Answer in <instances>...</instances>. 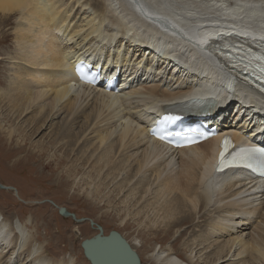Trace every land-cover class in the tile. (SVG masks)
I'll return each mask as SVG.
<instances>
[{"label": "bare ground", "instance_id": "6f19581e", "mask_svg": "<svg viewBox=\"0 0 264 264\" xmlns=\"http://www.w3.org/2000/svg\"><path fill=\"white\" fill-rule=\"evenodd\" d=\"M11 18L18 22L0 37L1 43L14 44L11 72L7 80L0 75V112L9 124L23 121L13 129H5L0 121L5 151L9 147L18 155L33 136L42 135L35 153L39 159L49 149L60 152L43 168L54 165L58 170L70 162L79 144L64 176L75 180L76 169L86 168L90 200L95 197L107 207L103 215L110 216L112 206L121 227L132 224L157 242L158 251L153 244L144 258L150 264H222L239 257L234 264H264V182L242 171L211 170L218 139L173 151L149 135L170 104L187 97L209 98L214 104L204 113L192 112L191 123L203 122L219 133L264 146V107L258 106H264V100L220 74L196 43L218 29L262 34L264 0H0V29ZM179 22L191 24L184 28L189 39L169 28ZM85 46L95 53H84ZM82 62L99 72L96 81L100 79L102 92L78 80L74 70ZM142 66L146 71L158 66L154 81H149L150 70L135 76ZM169 68L173 71L166 77ZM110 81H121L118 91L106 90ZM217 91L219 96H210ZM35 153L27 149L22 159ZM5 218L0 213V264H11L15 255L19 264H75L72 258L52 260L50 243H34L41 236L27 231L29 224L35 225L30 217L23 222ZM41 226L48 235L49 225ZM187 230L189 236L179 248L165 245ZM120 231L114 227L142 264L139 235L130 242Z\"/></svg>", "mask_w": 264, "mask_h": 264}, {"label": "rangeland", "instance_id": "374dc122", "mask_svg": "<svg viewBox=\"0 0 264 264\" xmlns=\"http://www.w3.org/2000/svg\"><path fill=\"white\" fill-rule=\"evenodd\" d=\"M16 22H18L17 19L11 18L10 23L8 22L5 27L0 29V37H3L2 34H10L12 31L11 28ZM13 47L14 44L12 40L1 43L0 39V61L2 62L0 63V75L5 76L6 80L8 73L11 72V64L9 63V59L14 54ZM100 47H102L101 53H105L104 44H102ZM83 52L89 54L95 53L91 51L90 48L87 46L84 47ZM102 57H104L106 60L109 59V55H107V53H105ZM146 59L149 60V57ZM5 61H7V63ZM6 64L8 65V67ZM144 65L146 66L147 62ZM145 66H142L138 71H134L135 76H137L138 74L147 73V71L150 70L147 68L146 71ZM8 68H10V71L8 70ZM130 68L131 67L127 66L126 69ZM172 71L173 69H169L165 76L168 77L170 74H172ZM157 72L158 66L150 70L152 79H150L149 81H154L153 78L156 76ZM121 79L122 78H120V80ZM141 82L145 81H137L135 84H140ZM120 84L121 81L118 83V85ZM74 89L76 91L82 92V89L77 86H75ZM96 89L100 90V88ZM123 94L124 93H121L119 95ZM229 102L230 101H228V103ZM258 106L264 107L261 105ZM140 115V117L144 119V115ZM3 116L4 115L0 112V121L3 123L4 126H6L4 127L5 129H13L15 126H19L20 123L23 121V119H20L21 121L17 120L15 124L12 125L11 123L9 124L6 120H4ZM63 117L64 116H61V118L57 120L59 124L62 123ZM17 122H19V124H17ZM81 124L82 121L78 123V126L80 127ZM76 131H78L77 127ZM249 131L252 132V129ZM2 137H4V135ZM15 138L18 139L17 136ZM15 138L13 140V143H15L16 141ZM39 140H44L42 135H38L37 137L33 136L30 141H27V143L25 144V149L23 150L24 152L22 151V153H19L20 155H14V153H12L11 151V148L9 147L6 148L5 151V148L0 146V213L2 218L6 219L5 217H9V220L12 219L11 221L19 220V222H23L25 221V219L30 217L31 220L34 221L33 224L35 225L33 228L30 226L32 225V223L29 224L27 227V231H30V235L33 237L41 236V238L39 239L40 241H34L35 244H51L49 249L47 248V252L49 251V257L51 256L50 258L54 261H60L63 258H72L74 259V261L76 259L75 264H87L88 261L82 253L81 243L85 239H89L95 234H97V227L101 228L105 236L110 231H114V227H117L119 230H121L120 232L124 235V237L130 242L133 241V239L139 235L138 238L140 239L141 243L138 244V240L136 241V243L139 245L138 255H140V258L142 259V264H150V262L146 261L144 258H147V256H149L148 253L153 250L154 245H157V242H154L151 237L147 238V236H144L137 232L136 227L132 224H130L128 228L121 227L119 225L118 218H116L118 216V213L111 209L112 206L108 208V214H110V216L103 215V213L107 211V207H103V203L100 204L97 200H95V197H92V199L90 200V178H87L83 174L86 168L81 171L80 168L76 169L77 172L79 171V174L75 180L74 178L66 179V176H64L67 174L65 172L66 169H68L72 165V162L76 159V149L79 144L74 148L75 153L71 154L68 158V161H70L68 162V164H64V166L58 170L53 165L48 170L43 168L44 165L50 159V157L56 159L57 157L61 156V153L55 152L54 149H49L47 153L45 152V155L38 159L39 154L35 152L38 151V149H36L38 148L36 147V143H38ZM27 149L28 151H34L36 155L32 154L30 159L24 160L22 158H24V156L26 155ZM2 152H4L5 154ZM20 156L21 158L18 160L19 162H14L15 159L19 158ZM24 162H26V164ZM58 174L62 177L61 180H56V176ZM87 194L89 195V197H87ZM94 203L98 204V206L96 207V204ZM114 206L120 207L119 203L117 202ZM60 208L65 209L67 213L74 215V217L72 218L61 216L59 214ZM42 224L49 225L50 232L48 233V235H45V230H43L44 228L43 226H41ZM252 226L253 224L250 225L249 228H251ZM36 228L38 229V231ZM238 230L240 231L241 229L238 228ZM190 231L191 230H187L188 234L184 235L181 239L176 242L172 240L166 241L165 245H172V247L175 249L179 248L188 238ZM248 232V230L244 231L245 234ZM145 240L146 246L143 245ZM149 243L150 245H148ZM158 249L159 245L156 246L155 250L158 251ZM187 251L188 250L186 249L184 253L186 252V254L189 255ZM16 256L17 255H15V258L13 256L14 260L12 259L11 264H19V257ZM239 259L240 257L234 261L233 258H226L220 262L226 260L222 264H234L237 263Z\"/></svg>", "mask_w": 264, "mask_h": 264}, {"label": "water", "instance_id": "95a60500", "mask_svg": "<svg viewBox=\"0 0 264 264\" xmlns=\"http://www.w3.org/2000/svg\"><path fill=\"white\" fill-rule=\"evenodd\" d=\"M59 214L74 217L63 208L59 209ZM97 231L95 237L81 243L84 257L90 264H140L136 253L118 233L110 231L105 236L101 228L97 227Z\"/></svg>", "mask_w": 264, "mask_h": 264}, {"label": "snow or ice", "instance_id": "6c2138e0", "mask_svg": "<svg viewBox=\"0 0 264 264\" xmlns=\"http://www.w3.org/2000/svg\"><path fill=\"white\" fill-rule=\"evenodd\" d=\"M226 143V142H225Z\"/></svg>", "mask_w": 264, "mask_h": 264}]
</instances>
